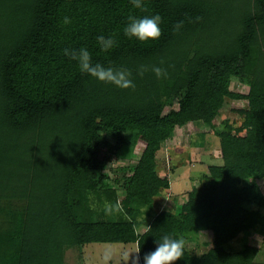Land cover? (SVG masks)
<instances>
[{
	"label": "trees",
	"instance_id": "obj_1",
	"mask_svg": "<svg viewBox=\"0 0 264 264\" xmlns=\"http://www.w3.org/2000/svg\"><path fill=\"white\" fill-rule=\"evenodd\" d=\"M142 2L0 0V264H66L70 249L97 243L132 244L142 264L164 234L185 241L175 264H264L255 245L227 248L247 233L264 244V0ZM157 12V40L123 35L130 14ZM98 34L116 45L101 52ZM81 46L128 68L135 87L81 73L62 51ZM232 77L248 92L232 91ZM227 99L247 107L239 124L225 118L216 129ZM189 124L215 129L222 163L170 207L158 155ZM139 143L129 173L111 177L109 164ZM202 232L211 241L199 254L187 244Z\"/></svg>",
	"mask_w": 264,
	"mask_h": 264
},
{
	"label": "rangeland",
	"instance_id": "obj_2",
	"mask_svg": "<svg viewBox=\"0 0 264 264\" xmlns=\"http://www.w3.org/2000/svg\"><path fill=\"white\" fill-rule=\"evenodd\" d=\"M230 89L244 94L248 92V86L241 84L236 77L231 78ZM246 107L247 102L244 100L227 99L221 116L215 121V128L219 129L221 121L225 118L239 124L242 118L237 110ZM198 131H205L204 142L200 141L199 145L201 146H191L190 139H195L198 136ZM143 146L139 143L131 158L128 156L120 157L112 161L108 170L111 177H121L125 173L128 174L129 169L137 163ZM158 159L160 172L167 174L171 183L170 189L162 193V197L166 199L164 204L174 207L178 200L173 201L171 193L184 199L185 192L197 183L203 174L207 173L208 165L222 163L220 141L215 129L203 126L196 131L195 127L189 124L188 127L177 130L173 138L163 145V150L159 153ZM258 183L264 192V179L259 180ZM202 237L203 239L188 243L189 249L199 254L206 251L208 245L204 243L211 241V235L202 232L199 238ZM245 243L259 247L257 260L264 261V244L261 237L254 233L240 235L228 243L227 248L238 250ZM136 252L138 251L132 244H89L81 249H70L67 253L66 264H132L133 258L138 255Z\"/></svg>",
	"mask_w": 264,
	"mask_h": 264
},
{
	"label": "clouds",
	"instance_id": "obj_3",
	"mask_svg": "<svg viewBox=\"0 0 264 264\" xmlns=\"http://www.w3.org/2000/svg\"><path fill=\"white\" fill-rule=\"evenodd\" d=\"M136 8H144L146 5L142 0H130ZM70 17L64 16L62 23L67 25L70 23ZM192 22L199 21L200 17L191 18ZM162 16L157 12L150 15H129L127 22L123 26V35L129 39H136L141 42L155 41L161 36ZM183 20L177 21L173 25V31H179ZM96 42L101 52H108L117 43L112 35L105 36L98 34ZM63 53L71 60L76 62L78 70L95 78L99 82L109 83L119 89L134 88L135 84L132 79V72L126 67H114L111 64L105 65L99 60L93 61L92 54L86 46L79 48H64ZM144 66L142 65L139 74L143 75ZM152 71L159 77L162 69L159 66H153ZM155 248L144 254L142 264H175L183 255L185 241L180 237H173L169 234L162 235L159 239L154 240ZM136 253H139L136 252ZM129 261V260H128ZM132 264H141V258L136 255Z\"/></svg>",
	"mask_w": 264,
	"mask_h": 264
},
{
	"label": "crops",
	"instance_id": "obj_4",
	"mask_svg": "<svg viewBox=\"0 0 264 264\" xmlns=\"http://www.w3.org/2000/svg\"><path fill=\"white\" fill-rule=\"evenodd\" d=\"M169 177V176H168ZM170 194V193H169ZM172 194V200L173 201H175L176 199H178V200H180V203H182V199L183 198H181L179 195L178 196H176L174 193H171ZM170 194V195H171ZM186 198V197H185ZM167 200H169V199H167Z\"/></svg>",
	"mask_w": 264,
	"mask_h": 264
}]
</instances>
